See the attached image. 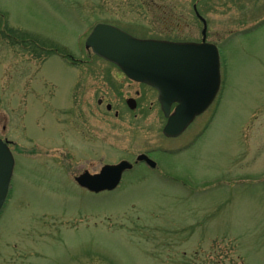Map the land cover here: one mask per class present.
Returning a JSON list of instances; mask_svg holds the SVG:
<instances>
[{"label":"rangeland","instance_id":"obj_1","mask_svg":"<svg viewBox=\"0 0 264 264\" xmlns=\"http://www.w3.org/2000/svg\"><path fill=\"white\" fill-rule=\"evenodd\" d=\"M194 4L220 46L224 81L213 106L170 139L157 93L89 59L85 40L104 20L199 41ZM0 12L38 45L33 58L0 38V136L16 158L0 264H264V0H0ZM71 55L90 62L78 71ZM142 153L156 169L136 166L112 191L75 180Z\"/></svg>","mask_w":264,"mask_h":264},{"label":"water","instance_id":"obj_2","mask_svg":"<svg viewBox=\"0 0 264 264\" xmlns=\"http://www.w3.org/2000/svg\"><path fill=\"white\" fill-rule=\"evenodd\" d=\"M196 8V7H195ZM203 41L175 42L139 39L110 24L99 23L86 40V47L117 65L130 79L148 84L159 91L161 108L167 117L163 133L170 138L183 134L195 119L215 101L221 88L219 48L206 42V20ZM177 103L174 112L173 104ZM131 109L135 99H129ZM138 161L155 168L156 162L146 154ZM15 167V158L7 142L0 138V211L8 197ZM133 167L124 160L105 165L99 173L85 171L76 181L90 191L114 190L123 173Z\"/></svg>","mask_w":264,"mask_h":264},{"label":"flooded vegetation","instance_id":"obj_3","mask_svg":"<svg viewBox=\"0 0 264 264\" xmlns=\"http://www.w3.org/2000/svg\"><path fill=\"white\" fill-rule=\"evenodd\" d=\"M98 23H106V24H112V25H115V26H117L116 24H114V23H112V22H108V21H104V20H102V21H99V22H97L96 24H98ZM12 23H10L9 21H7L6 20V17L4 16V14L3 13H1L0 12V38L1 39H4V40H8L9 41V43L11 44V46H13V47H15V48H19V49H21V50H23V51H27V52H29L30 53V56L31 57H33V58H36L37 56H38V52H37V38H36V35L35 34H33V32L31 31L30 33H28V32H24L25 30L23 29L22 30V28L20 27V26H18L16 29H13L11 26ZM202 25H203V23H202ZM117 27H119V26H117ZM119 28H121V27H119ZM19 29V30H18ZM122 29V28H121ZM203 29H204V25H203V28H202V31H201V35H202V39L201 40H199V41H194V42H197V43H199V42H201L202 40H203ZM123 30H125V29H123ZM125 31H127V30H125ZM128 32V31H127ZM129 33H131V32H129ZM133 36H135V37H138V38H140V39H154V40H161V36H146V37H144V36H141V35H136V34H133V33H131ZM206 35H207V38H208V21H207V33H206ZM213 43V42H212ZM46 45L47 46H49V47H51V48H53V42L51 43H49V42H46ZM45 47L46 49L47 48H49V47ZM218 47L220 48V46L218 45ZM83 49H81L80 50V52L82 51ZM86 51H88L89 52V55H88V58L90 59L91 57L93 58V57H95V58H99V59H101V60H104L103 58H101V57H99V56H97L96 54H94L93 53V51L91 50V49H86ZM79 57L78 58H75L74 56H72L71 55V62H72V66L74 67V68H76L78 71H80V69L81 68H83V67H85V64L87 63V62H90V61H88V60H86L85 58H83L82 56H80V55H78ZM70 57V56H69ZM105 62H108V61H106V60H104ZM109 64H111V66H114V67H116V68H118L120 71H121V69L118 67V66H116L115 64H112V63H110V62H108ZM31 67H33V66H31ZM122 72V71H121ZM122 74H123V72H122ZM124 75V74H123ZM125 76V75H124ZM126 77V76H125ZM130 80V79H129ZM132 82H134V83H136V84H139V85H142V86H146V87H149L150 89H152L153 91H155L156 93H157V98H158V91L155 89V88H153V87H151V86H148V85H146V84H143V83H138V82H135V81H133V80H131ZM221 81H222V83H221V85L223 84V81H224V70H223V64H222V58H221ZM79 89H81V87H78V90ZM82 90V89H81ZM83 93V92H82ZM136 95H138L137 96V98H134V97H130V98H127L126 99V103L128 102V100L129 99H131V98H133V99H135V101H136V105H138V97L141 95V92L140 91H137V94ZM97 104L99 105V107H102L104 104H105V107H106V109H107V111H109V112H111L112 110H113V108H114V106L111 104V103H106V99H105V97L103 96H101V97H98V99H97ZM128 104V103H127ZM175 106H176V104H174L173 105V108H175ZM136 108H137V106H136ZM115 116H119V111H117L116 110V112H115ZM165 117V116H164ZM166 122H167V119H166ZM5 140H7V139H5ZM147 154V153H146ZM138 157V156H137ZM137 157H136V159H137ZM149 157H151L150 155H149ZM135 158V157H134ZM122 160H129V161H131V162H133V159H122ZM122 160H120V161H116V162H109V163H106L105 165H107V164H117V163H119V162H121ZM139 165H147L146 163H144V162H137V161H135L134 162V166H133V168L132 169H130V170H133L136 166H139ZM102 168V167H101ZM101 168H100V170H101ZM100 170H98V171H96V172H93V173H98ZM86 171V170H85ZM89 171V170H88ZM92 173V172H91Z\"/></svg>","mask_w":264,"mask_h":264}]
</instances>
